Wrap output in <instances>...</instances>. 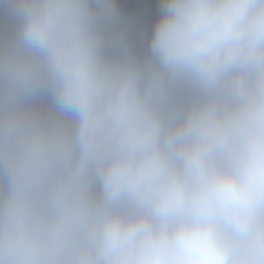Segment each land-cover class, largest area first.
I'll return each mask as SVG.
<instances>
[{
    "label": "clouds",
    "instance_id": "clouds-1",
    "mask_svg": "<svg viewBox=\"0 0 264 264\" xmlns=\"http://www.w3.org/2000/svg\"><path fill=\"white\" fill-rule=\"evenodd\" d=\"M0 0V264H264V0Z\"/></svg>",
    "mask_w": 264,
    "mask_h": 264
},
{
    "label": "trees",
    "instance_id": "trees-1",
    "mask_svg": "<svg viewBox=\"0 0 264 264\" xmlns=\"http://www.w3.org/2000/svg\"><path fill=\"white\" fill-rule=\"evenodd\" d=\"M157 2L158 0H118V3L125 6L124 19L130 25H134L138 21L140 22L144 16L149 19L148 21L150 23L154 11L148 9L146 5H155Z\"/></svg>",
    "mask_w": 264,
    "mask_h": 264
},
{
    "label": "rangeland",
    "instance_id": "rangeland-1",
    "mask_svg": "<svg viewBox=\"0 0 264 264\" xmlns=\"http://www.w3.org/2000/svg\"><path fill=\"white\" fill-rule=\"evenodd\" d=\"M150 15V14H149ZM148 15V16H149ZM150 17H151V15H150ZM149 19H147V17L146 16H144V17H142L141 18V21L139 22H136V24L134 23V25L137 27V28H140V27H142V26H144V25H149L150 23H149V21H148Z\"/></svg>",
    "mask_w": 264,
    "mask_h": 264
}]
</instances>
